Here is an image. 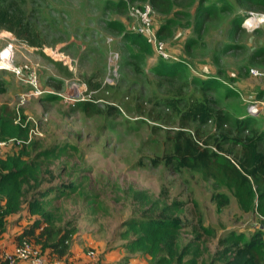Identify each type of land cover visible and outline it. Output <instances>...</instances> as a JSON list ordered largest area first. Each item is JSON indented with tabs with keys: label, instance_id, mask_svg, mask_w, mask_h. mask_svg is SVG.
I'll return each mask as SVG.
<instances>
[{
	"label": "rangeland",
	"instance_id": "obj_1",
	"mask_svg": "<svg viewBox=\"0 0 264 264\" xmlns=\"http://www.w3.org/2000/svg\"><path fill=\"white\" fill-rule=\"evenodd\" d=\"M30 1L46 45L39 49L29 47L11 32L0 31V64L1 53L9 49L12 52L9 61L16 68L25 65L34 68L44 95L31 94L29 84L18 80L11 69L0 68V75L8 83L7 93L0 94V110L5 109L3 113L14 118L11 119L14 124L20 117L21 123L28 127L27 137L10 136L21 142L35 140L33 148L29 141L33 155L45 147L56 148L57 155L51 156L50 167L62 175L61 179H67V173H73L76 180L84 177L80 186L83 193L79 187L61 202L67 210L65 218L77 220L76 240L86 241L85 235L92 231L85 252L93 251L90 254L93 259L102 262L109 238L115 237L117 242H112V247L118 248L124 241L119 234L124 229L122 223L132 214H140L143 206L150 205L140 204L142 201L134 198L131 188L145 191L153 200L160 196L161 186L167 184L171 199L187 202L184 206L187 215L194 210L196 199L204 221L215 225L219 234L232 228L244 229L249 234L255 227H261L260 216L244 211L230 189L206 178L202 172L174 171L163 164L151 163L150 158L162 155L170 144L166 141L163 122L149 115L151 106L147 105L144 114L138 112V107L156 89L158 79L152 68L160 58L153 48L145 60L134 59L122 35L110 31L106 25L108 21L121 20L132 31L136 20L131 8L149 2L130 1L126 8H117L118 0ZM200 2L178 1L177 14L160 15L154 11L156 31L169 16L176 18L171 37L158 35L159 40L176 59L170 60L184 65L183 82L194 77L219 82L217 90L210 92L217 107L234 118L253 117L257 120L256 127L264 130V108L255 113L248 111L252 103L264 102V65L252 59L254 52L264 46V28L249 32L244 27L252 13H264V9L250 8L245 0H203V7L214 4L218 12L201 31L197 24ZM235 19L241 21L243 28L238 32L233 27ZM191 40L193 44L188 50L186 44ZM112 53L119 54V77L115 86H108L105 81L111 71ZM252 70L261 75L254 76ZM49 80L63 81L59 100L47 99L48 93L57 92ZM230 90L236 92L235 97L229 95ZM92 96L102 111L84 114L76 104ZM109 105L119 107L120 113L107 114ZM159 111L173 124L175 117L170 111ZM153 126L157 128L153 130ZM10 149L8 144L0 145V156ZM140 159L144 164H140ZM219 193L227 195L229 202L220 204L224 198L217 197Z\"/></svg>",
	"mask_w": 264,
	"mask_h": 264
},
{
	"label": "trees",
	"instance_id": "obj_2",
	"mask_svg": "<svg viewBox=\"0 0 264 264\" xmlns=\"http://www.w3.org/2000/svg\"><path fill=\"white\" fill-rule=\"evenodd\" d=\"M130 1L149 2L156 13L171 15L178 13L175 9L181 0H118L115 6L126 8ZM245 1L250 8L264 9V0ZM31 5L30 0H0V31H9L19 42L39 49L46 45V40ZM214 6L203 7V0L200 2L199 30L203 31L211 16L217 14ZM175 23L176 18L169 16L159 27L158 35L171 37ZM106 25L110 31L122 35L134 59L145 60L152 54L153 46L146 38L128 30L123 21L111 20ZM233 27L236 32L243 29L238 19ZM192 44L193 40L189 41L186 48L189 50ZM252 59L264 65V46L254 52ZM183 71V64L160 58L152 68L158 79L156 89L138 107V112L144 114L147 105L151 106L149 115L163 122L170 144L162 155L151 157V163L163 164L174 171L202 172L206 178L230 189L244 211L264 216V130L256 127L257 120L253 117L234 118L217 107L210 92L217 90L219 82L195 77L183 82ZM49 82L57 92L48 93L47 99L59 100L63 81ZM7 86V80L0 75V94L7 93ZM89 86L92 88L93 84L90 82ZM229 95L235 97L236 92L230 90ZM89 98L78 101L76 107L84 114L101 113L97 100ZM159 109L170 111L175 117L173 124ZM4 110H0V140L11 139L14 134L18 138L27 137L28 127L18 121L14 124V118L4 114ZM106 112L120 113V108L109 105ZM156 128L153 126V130ZM30 140L21 142L14 138L9 152L0 156V240L19 224L22 227L13 232L16 245L30 241L48 259L68 264L79 226L76 218H65L67 210L61 200L76 193L84 177H78L77 181L73 173H67L69 177L61 179L62 175L50 167L51 156L57 155L56 148L45 147L33 155L29 147L33 148L36 141ZM139 162L144 164L141 159ZM131 189L134 198L142 201L140 204L150 205L122 223L124 229L119 234L124 241L119 247L150 256L151 264H264V228L254 226L249 234L244 229L232 228L219 234L215 225L204 221L196 199L191 215L185 214L187 202L171 199L169 185L163 184L160 196L153 200L145 191ZM79 192L83 193L81 187ZM216 196L224 198L220 204L229 202L223 193ZM112 242H117L115 237L109 238L108 243ZM0 264H11L3 249Z\"/></svg>",
	"mask_w": 264,
	"mask_h": 264
},
{
	"label": "built area",
	"instance_id": "obj_3",
	"mask_svg": "<svg viewBox=\"0 0 264 264\" xmlns=\"http://www.w3.org/2000/svg\"><path fill=\"white\" fill-rule=\"evenodd\" d=\"M154 9L151 4H144L141 6H135L131 8V15L136 20V23L132 25V31L135 33L143 35L147 42L153 46L156 51V54L159 58H164L166 60L174 59L169 52L166 50V46L163 42L159 40L158 32L155 29L153 21ZM244 27L249 32H254L257 29L264 28V13H252L244 22ZM8 51V52H7ZM2 63H7L5 69H11L15 73L18 80L29 84L32 87L31 94L35 96H40L43 94L42 89L39 85V78L37 72L32 66L25 65L23 68H16L9 60L12 59V52L7 49L1 53ZM118 60L119 54L112 53L110 57V66L111 71L109 76L106 78L105 83L109 85H114L116 79L119 77L118 72ZM1 68V66H0ZM251 74L254 76H260L261 74L252 70ZM264 108V102H254L252 103L248 111L249 112H260ZM20 121V117L17 119ZM13 139H6L0 141V145H9ZM261 223L260 226L264 228V216H260ZM90 254H94L93 251ZM3 255L6 259L9 260L11 264H15L20 260H26L30 264H65L62 260H50L46 255L42 254L40 249L35 247L30 241H23L21 244L15 245L14 249L11 251L3 250Z\"/></svg>",
	"mask_w": 264,
	"mask_h": 264
},
{
	"label": "crops",
	"instance_id": "obj_4",
	"mask_svg": "<svg viewBox=\"0 0 264 264\" xmlns=\"http://www.w3.org/2000/svg\"><path fill=\"white\" fill-rule=\"evenodd\" d=\"M243 113L245 115L247 114L245 111ZM262 116H264V114ZM22 224H25V221H23ZM21 227L22 226L17 224L15 227L10 229L9 232L5 234L4 238L0 240V249H3V250L5 249L8 251H11L14 249L16 244L14 241L13 232L20 229ZM91 233L92 231H88V235H85L86 241H83V240L78 241L75 239L73 247H72V255L69 259L68 264H151L150 256L139 253V252L126 253L124 248H121L119 246L118 248L112 247V244L110 243H107L108 245L107 250L104 252L102 251L103 258L105 257L103 261L102 262L95 261L93 259L94 257H92L89 254V252H85V248H88L86 246L88 245V242H90L89 238L92 236ZM92 248H95L94 245H92ZM15 264H30V263L26 260H20Z\"/></svg>",
	"mask_w": 264,
	"mask_h": 264
},
{
	"label": "bare ground",
	"instance_id": "obj_5",
	"mask_svg": "<svg viewBox=\"0 0 264 264\" xmlns=\"http://www.w3.org/2000/svg\"><path fill=\"white\" fill-rule=\"evenodd\" d=\"M7 52H8V51H7ZM0 65H1V68H2V69H5V68L7 67V63H1Z\"/></svg>",
	"mask_w": 264,
	"mask_h": 264
}]
</instances>
